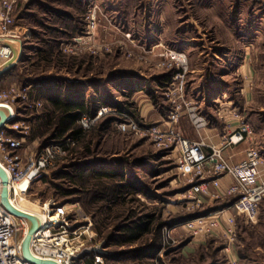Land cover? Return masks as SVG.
<instances>
[{"label": "rangeland", "instance_id": "1", "mask_svg": "<svg viewBox=\"0 0 264 264\" xmlns=\"http://www.w3.org/2000/svg\"><path fill=\"white\" fill-rule=\"evenodd\" d=\"M16 5L15 26L26 39L13 70L0 77V90H15L18 118L28 127L22 153L34 154L49 143V132L32 138L36 117L52 109L43 96L45 86L61 100L83 96L88 107L98 99L117 104L124 119L140 126L137 132H122L115 127L121 116L105 115L82 131L79 119L84 139L61 140L74 143L67 142V151L32 184L24 197L32 210L41 215V206L55 203L79 214L74 227L83 224V217L91 223L88 246L104 254L101 263L90 256L78 264L135 263L114 254L129 255L151 245L150 257L140 259L148 264H159L157 259L161 264H226V215L215 231L196 238L179 224L226 209L232 199L209 189L198 206L192 203L187 195L191 184L178 171L173 147L158 146L144 129L162 127L173 108L166 89L179 73L183 90L174 95L180 105L175 130L197 142L189 110L205 117L210 129H220L234 114L264 149V0H24ZM148 7L155 9V21L146 15ZM172 53L183 56V66L172 60ZM23 89L26 100L17 101ZM37 102L41 107H34ZM247 146L238 147L244 152ZM85 165L114 172L109 186L131 188L122 190L117 203L95 201L100 182L89 178L95 188L81 193L85 187L78 178H68ZM259 209L253 223L235 217L230 257L237 264H264V199ZM150 218L148 233L124 243L130 227Z\"/></svg>", "mask_w": 264, "mask_h": 264}, {"label": "built area", "instance_id": "2", "mask_svg": "<svg viewBox=\"0 0 264 264\" xmlns=\"http://www.w3.org/2000/svg\"><path fill=\"white\" fill-rule=\"evenodd\" d=\"M24 0H0V71L16 61L17 53L15 43L20 39L14 21L16 4ZM93 22V21H92ZM88 29L92 30L94 24ZM172 60L183 66V56L172 53ZM167 96L172 104L162 127L154 126L144 129L146 136L160 147H173L176 153L175 162L182 177L191 184L187 191L188 198L198 206L201 197L208 195L209 189H216L226 199L234 200L231 206L221 211H216L208 216H199L193 220L184 221L179 227L191 233L193 238L199 235H208L220 225L221 218L225 215L224 236L227 246L225 252L229 255L226 264H237L236 259L230 257L231 247L236 238L235 217L242 216L246 222H255L259 215V206L264 199V156L260 154L253 143V133L247 124L240 123L235 129L227 125V132L222 136L217 145H206L202 140L192 142L175 130L179 120L180 105L174 95H179L183 90V81L178 74L171 77L167 86ZM27 89L19 90L17 101L26 100ZM12 94L0 90V110L12 119V123L3 124L0 130V168L7 176L8 200H15L20 194L27 196L32 184L43 177L45 170L51 165L55 157L67 151V142L73 144L74 140L51 143L39 149L34 154L22 153L21 149L28 133V127L18 118V109L15 107ZM41 107V103L33 104ZM189 119L195 129L204 126L201 116L189 110ZM121 116L117 118L115 127L122 132H137L140 126L133 120L124 119L116 107L107 105L96 106L94 117L82 114L80 125L82 131L89 129L99 118ZM162 128V129H160ZM248 144L244 157L238 163H231L224 156L226 150L234 149L241 144ZM227 180L228 185L222 188L221 181ZM23 183L25 188L18 189ZM3 186L0 182V193ZM219 197V196H218ZM11 199V200H10ZM43 205L39 215L37 232L31 237L29 248L33 258L41 261H50L57 264H78L89 259L101 263L104 251L98 247L88 246L93 237L91 223L85 222L74 227L79 221V214H70L63 207ZM15 208V207H14ZM16 209V208H15ZM232 211L230 214L225 212ZM28 214V213H27ZM38 216V214H37ZM73 222V223H72ZM79 224V223H78ZM29 223L24 218L10 215L2 206L0 200V264H30L23 259L21 244L27 235Z\"/></svg>", "mask_w": 264, "mask_h": 264}, {"label": "trees", "instance_id": "3", "mask_svg": "<svg viewBox=\"0 0 264 264\" xmlns=\"http://www.w3.org/2000/svg\"><path fill=\"white\" fill-rule=\"evenodd\" d=\"M13 69H11L12 71ZM9 71V72H11ZM8 72V73H9ZM6 73L5 75H7ZM3 75V76H5ZM1 76V77H3ZM42 90V88H41ZM46 93H43V96H45L46 100L48 101V104L51 106L50 112L42 113L39 116L36 117V124L33 129V136L34 137H43L46 133L49 132V143H47L45 146L50 145L51 142L61 141L64 140L67 136L72 137L74 139H78L79 141H82L85 137V134L81 131L79 126L77 125L78 120L82 117V114H87L91 117L94 116L96 111V106L99 105H107L109 107H116L117 104H107L106 102L102 100H96L93 103V106L88 107L85 103L86 101L83 100V96L75 99V95H67L64 100L60 99V96L58 94L51 95V93H48V86H45L44 90ZM79 95V94H77ZM114 119V118H113ZM89 143L84 145V149H89ZM78 178V181L81 182V187L85 190L84 192H91L92 190L90 188H95L93 184L89 183L88 179L92 178L98 182L96 186L101 190H99V195L95 197V201L97 200H103L107 202H111V204L117 203L118 199L121 197L120 193L122 190L130 189V185L123 184L122 186H109L111 182L114 181L116 174L114 172H105L104 170H101V168H98L96 171L89 169L88 166L85 165V167H78L74 170V174H71L68 178L71 180V178ZM102 180V181H101ZM90 189V190H89ZM87 193V194H88ZM153 219L150 218L146 224L145 223H136L134 226L130 227L128 232V239L124 243H134L136 240H138L141 235H143L145 232L148 233L149 227L153 224ZM154 249V245H151L147 250H141L139 252L131 253V254H114L116 256L114 257H126V258H133L132 260L138 261L131 264H148L147 262L140 260V259H146L145 257H150L151 252ZM105 259H112L104 256ZM158 263L161 264V260L157 259Z\"/></svg>", "mask_w": 264, "mask_h": 264}, {"label": "crops", "instance_id": "4", "mask_svg": "<svg viewBox=\"0 0 264 264\" xmlns=\"http://www.w3.org/2000/svg\"><path fill=\"white\" fill-rule=\"evenodd\" d=\"M154 11H155V9H153L152 7H148L147 10H146V15H148L151 20L153 19L155 21L156 19L154 17ZM16 28H17V32L20 33V39L17 40V43H15L16 53L17 52L19 53L21 44H23V41L26 38L21 35V32L19 31L18 27H16ZM107 30L108 29L106 28L105 32ZM108 33L116 35V34H114L113 31L112 32L110 31ZM147 107H148V105L147 106H143V110H147ZM202 119L204 121V126L202 128H200V129H197L198 135H199V140H202L206 145H209V146L217 145L220 142L222 136L225 135L226 132L228 131L227 128H226L227 125L232 130L233 128L235 129L240 123H242V122H240L239 120L236 119V116L234 114H231L227 118V123H225V125L221 126L220 129L219 128L216 129V128H213V127H212V129H210L209 127H207V125H208L207 119L205 117H203ZM241 147H236L234 149H229V150H227V151H225L223 153V156L228 161H230L231 163H238L244 157V152H243V150H241ZM256 147L259 150L260 154L264 156V149L263 148L260 149V148H258V146H256ZM224 180H223V185H222L223 188L227 187V185H228V181L227 180L224 181Z\"/></svg>", "mask_w": 264, "mask_h": 264}, {"label": "water", "instance_id": "5", "mask_svg": "<svg viewBox=\"0 0 264 264\" xmlns=\"http://www.w3.org/2000/svg\"><path fill=\"white\" fill-rule=\"evenodd\" d=\"M19 55V54H18ZM16 64H11L9 66H7L6 68L2 69L0 71V77L5 75L6 73H8L9 71H11V69H13V67ZM12 119L8 118L5 113L2 111V109L0 110V130L3 126V124L5 123H12ZM0 182L3 186L1 193H0V200H1V204L2 206L6 209V211L16 217V218H24L28 221L29 223V227L27 230V235L24 237L22 244H21V248H22V256L23 259L25 261H27L30 264H57V263H53L50 261H41V260H37L35 258L32 257L31 253H30V248H29V243L31 240V237L37 232V228L39 226V221L36 217H34L33 215L24 213V212H19L17 209H15L11 204L10 201L8 200V191H7V176L5 174V172L3 171V169L0 168ZM234 200L231 201V203ZM231 206V204H229L227 207Z\"/></svg>", "mask_w": 264, "mask_h": 264}, {"label": "bare ground", "instance_id": "6", "mask_svg": "<svg viewBox=\"0 0 264 264\" xmlns=\"http://www.w3.org/2000/svg\"><path fill=\"white\" fill-rule=\"evenodd\" d=\"M3 112H4V110H2ZM5 113V112H4ZM26 186H25V184H23V183H20L18 186H17V188L19 189H24ZM24 197H25V195H22V194H20L19 195V197L18 198H16L15 200H11V202H10V204L13 206V207H15L19 212L21 211V212H24V213H28V214H30V215H33L34 217H38L39 218V215L37 216V214H38V212L36 211V212H34L33 210H32V208H33V206H30V204H28L27 203V201L26 200H24ZM42 207V206H41ZM40 207V208H41ZM40 210V209H39ZM40 212H41V210H40ZM37 218V219H38ZM39 220V219H38Z\"/></svg>", "mask_w": 264, "mask_h": 264}]
</instances>
